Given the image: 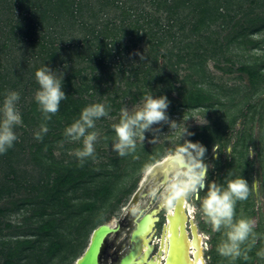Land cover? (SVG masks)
<instances>
[{
	"label": "rangeland",
	"instance_id": "374dc122",
	"mask_svg": "<svg viewBox=\"0 0 264 264\" xmlns=\"http://www.w3.org/2000/svg\"><path fill=\"white\" fill-rule=\"evenodd\" d=\"M251 1L253 0H231V3L227 4L222 0L221 5L227 6L228 10L223 17L211 23L206 36L211 35L213 40L219 39L223 43L233 39L242 26L250 25L246 23L250 12L264 11V0H256L257 4H252ZM2 5L0 1V6ZM149 8L152 10V7ZM187 13L189 9L184 12L185 15ZM115 14L111 10L107 17ZM8 16L6 10L0 9V19L6 20ZM102 16L103 13L100 14V17ZM188 18L184 33L188 35V40H195L199 36H192L189 31L195 17L192 18L190 14ZM81 36L82 32L78 30L76 38L80 39ZM62 38L64 37L57 41ZM252 38L253 44L247 43L246 40L240 45L235 43L236 46L229 52H225L223 56L218 55L216 59H208L205 63L209 78L203 87L210 89L216 97H220L222 104L216 102L210 107H180L172 110L168 115L176 121L175 128L163 122L161 125H154L157 128L151 133H146L145 140L138 139L135 150L125 156H119L112 150L111 144L115 134L111 125L118 122L122 108L132 110L138 107L144 96H139L135 102L132 101L135 88L123 94L125 80L122 76L111 75L117 71L113 67L103 71L106 74L104 79H108L110 86H120L116 101L122 103V107L116 110V106H109L107 108L109 113L117 111L115 115L109 114L100 118L96 121L95 128L89 130L98 134L92 156L84 158L81 162L75 152L83 147L82 141H71L69 138L55 141L51 148L46 143L39 148L42 139L37 140L32 129L16 127V142L13 147L0 154V264H74L88 246L93 230L97 226L104 223L114 225L116 220L125 217L127 223L131 218L128 214L130 209L135 214L140 210V206L148 204V201L149 207H153L165 192L164 208L157 215L158 237L165 222V213L175 200L172 185L176 183V178L168 183L171 185L168 191H165L168 184L160 186L155 191V182L147 177V171L166 155H175L183 146L185 139L198 141L207 147L204 159L209 165L210 180L223 183L225 178L242 175L248 181V197L236 202L234 218L252 219L255 222V233L259 237H264V88H261L260 94L252 95L248 75L241 70L245 64L257 63L264 66V30ZM199 39L204 41L203 37ZM3 42L0 27V45ZM22 50H25V55L30 54L27 49H21L20 45L11 50L3 48V51H0L1 65L10 68V65L15 63L14 66H18L21 57L24 56ZM147 52L146 48L145 54ZM15 56L18 60L14 58V62H11ZM134 56L136 54L133 52L129 58L132 59ZM153 58L166 63V59L159 56V53L153 54ZM146 61L145 56L143 62ZM129 62L124 63L127 68ZM181 67L177 78L174 76L171 78L174 88L181 85L177 79L192 73V70L185 68V63L181 64ZM161 70L165 73L171 72L170 68ZM86 71L91 72L89 67ZM192 78L198 77L194 75ZM185 85L188 86L186 83ZM105 86L98 91L93 90L96 91L93 99L100 100V104L106 107L107 98L113 97V90L104 92ZM162 86L163 83H159L153 89L147 90L146 94L159 95ZM93 91L87 92L85 98H90L89 93ZM178 92L175 89L171 95L177 97ZM163 93L165 94V90ZM26 100L30 101L29 98ZM252 103H256L254 110L263 112L262 117L259 116L260 113L253 116L251 114L253 111L247 112V106ZM241 112L247 115L242 116ZM234 117L236 121L230 123ZM186 127L194 135L183 138L182 133ZM51 137L49 140H53L54 137ZM215 147L219 148L218 159H214ZM229 147L231 152L226 156L224 153ZM60 161L70 162L68 168H82L85 174L82 183L76 188L71 187L66 196H62L58 201L51 198V194L59 182L55 172L57 171L59 175L66 174L65 167L59 163ZM184 170H180L179 173ZM205 191L206 189L200 191L201 198L206 194ZM135 193H138L137 201L131 204ZM142 194L147 195L143 197ZM65 199L67 203H64ZM186 200L188 206L192 208L193 220L204 236V264H264V258L257 256V252L264 248V239H258L247 252V260L243 255L234 262L221 256L217 252V246L222 238V232H213L211 225L202 219L198 210L199 200L194 196H188ZM128 228L129 225L125 224L116 238L115 235L109 236L107 245L109 253L116 247L111 245L112 241L119 243L125 238ZM111 262L109 255L103 257L102 264Z\"/></svg>",
	"mask_w": 264,
	"mask_h": 264
},
{
	"label": "trees",
	"instance_id": "16d2710c",
	"mask_svg": "<svg viewBox=\"0 0 264 264\" xmlns=\"http://www.w3.org/2000/svg\"><path fill=\"white\" fill-rule=\"evenodd\" d=\"M0 1L3 4L0 9L9 14L6 20L0 19L4 37L0 51H3V48H18L20 45L21 49L30 52L25 55V50H22L24 56L18 66L10 63L8 68L0 62V103L7 91L20 93L17 108L23 119L21 127L32 129L34 132L39 131L41 125L48 128V131L42 134V144H39V148L45 143L51 148L55 141L66 139L65 127L78 119L86 106L100 103V100L93 99L96 92L94 89L98 91L106 85L104 92L114 91L113 97L107 98L106 108L116 106L118 110L122 107V103L116 101L120 86H110L108 79H104L106 74L103 71L112 67L117 71L111 75L122 76L125 80L123 94L135 88L131 98L134 102L139 96H144L150 88L163 83L161 91L165 90L170 100L168 113L180 107H210L216 102L222 104L220 97L203 87L209 78L206 73V61L216 59L218 55L223 56L233 46L243 44L245 40L253 44V35L264 30V11H252L247 16L248 20L246 19V23L250 25L242 26L239 33L226 43L219 39L213 40L211 35L206 36L211 23L223 17L228 10L227 6L221 5L222 0ZM230 1L225 0L227 4L231 3ZM251 3L258 2L253 0ZM149 7H152V10ZM186 9H189L187 15L184 14ZM111 10L116 14L107 17ZM190 14L192 18L195 17L191 23L192 27L189 28L190 33L195 37H203L204 41L199 38L188 40V35H185L184 30ZM78 30L82 32L80 39H76ZM37 32L39 35H36ZM61 37L64 38L57 41ZM133 52L139 55L130 59L129 56ZM156 53L166 59V63L154 59L153 54ZM145 56L147 61L143 62ZM16 57L9 60L14 62ZM126 62H129V68L124 64ZM44 63L54 69H65L63 90L67 95L61 102L59 111L52 114L48 120H45L34 100L35 92L39 88L35 72ZM184 63L185 68L192 70V73L177 79L181 85L174 88L171 78H177L181 64ZM88 67L91 72L87 73ZM163 68H170L171 72H162ZM97 70L102 72L98 73ZM241 70L248 75L252 95L260 94L261 88H264V66L257 63L245 64ZM194 75L198 78L193 79ZM175 89L179 91L177 97L171 95ZM90 90L93 91L89 93L90 98H85V94ZM27 98L30 99L29 102ZM255 106L256 103L248 105L247 112L251 110L253 116L260 113L259 116L262 117L263 112L254 110ZM116 112L109 114L115 115ZM241 115L247 114L241 112ZM235 121L234 117L230 123ZM51 136L54 137L53 140H49ZM59 163L64 165L66 174L59 175L55 172L59 182L57 181L51 198L58 201L62 196H66L71 187L76 188L82 183L85 174L82 168H68L70 162ZM64 203H67L66 199Z\"/></svg>",
	"mask_w": 264,
	"mask_h": 264
},
{
	"label": "clouds",
	"instance_id": "9594fccd",
	"mask_svg": "<svg viewBox=\"0 0 264 264\" xmlns=\"http://www.w3.org/2000/svg\"><path fill=\"white\" fill-rule=\"evenodd\" d=\"M64 76V68L54 69L46 63L35 72L39 88L35 92L34 100L45 120L51 119V115L59 111L61 102L67 98L63 90ZM19 100V92L7 91L0 103V154L13 147L17 140L15 128L23 124L22 116L17 108ZM169 105L168 96L161 92L159 95L145 94L142 103L132 110L122 108L118 122L111 125L115 134L111 144L112 150L119 156H125L135 150L138 139L145 140V134L157 128L154 125H161L163 122L175 128L176 121L168 115ZM108 115L109 110L105 105L92 104L82 109L79 118L65 129V136L69 140L82 141L83 147L75 152L81 162L94 153V143L98 134L96 131L89 130L95 128L97 120ZM47 131V126L41 125L34 136L40 140L42 134ZM192 135L194 133L187 127L182 133L183 138ZM207 151V147L198 141L184 140L183 146L174 157L185 170L176 176V183L172 185L173 198L194 196L199 200L198 210L202 219L211 225L213 232H222L217 252L232 262L242 255L247 260V252L258 239H264L255 233V222L252 219L234 218L236 202L248 197V181L242 175L225 178L223 183L210 180L209 165L204 159ZM215 152L214 159H218L220 153L218 147H215ZM228 152H231L230 147L224 154L227 156ZM205 189L206 194L201 198L200 191ZM245 245L246 247H242ZM257 256L264 258V248L257 252Z\"/></svg>",
	"mask_w": 264,
	"mask_h": 264
},
{
	"label": "bare ground",
	"instance_id": "6f19581e",
	"mask_svg": "<svg viewBox=\"0 0 264 264\" xmlns=\"http://www.w3.org/2000/svg\"><path fill=\"white\" fill-rule=\"evenodd\" d=\"M174 157V155H166L162 160L154 163L148 169L147 177L155 182V191H157L160 186L168 184L171 179L176 178L179 171L184 169ZM164 175H167L169 178L167 182L162 181ZM170 188L171 185L168 184L165 191H168ZM154 192L151 195H153ZM164 194H162L155 206L148 209L153 216L148 222L150 225L144 230V232H148H140L134 238H131L130 235L128 236L127 251L132 250L133 253L128 264H164L166 257V264H185L186 262L182 257V241L178 238L177 232L171 233L172 230L178 231L181 225L182 227L185 225V233L189 237V240H191L192 237L194 239L192 242L188 243V245L191 246L189 249L190 257L192 258L190 264H204V236L193 220V211L192 208L188 206L186 197H175L171 208L165 213V222L163 223L165 225V230L163 236L161 237V233L158 237L155 236V227L159 220L157 215L165 205ZM176 200L178 201V205L176 204ZM143 211L144 209H140L135 214L133 225H137L140 217L143 215ZM182 216H184L183 221L181 220ZM169 244L171 248L168 253L167 249Z\"/></svg>",
	"mask_w": 264,
	"mask_h": 264
},
{
	"label": "water",
	"instance_id": "95a60500",
	"mask_svg": "<svg viewBox=\"0 0 264 264\" xmlns=\"http://www.w3.org/2000/svg\"><path fill=\"white\" fill-rule=\"evenodd\" d=\"M175 156V155H174ZM169 180L167 175H164L162 178L163 182H167ZM147 194H142L143 197H145ZM137 196L138 193H135L131 199V204L136 203L137 201ZM178 199V198H177ZM178 201L176 200V204ZM157 203V202H156ZM149 204V201H148ZM156 205V204H155ZM154 205V206H155ZM145 206V207H144ZM149 205H141L140 209H144L143 215L140 217L139 222L137 225H133V218L135 214H133L132 209L129 210L128 214L130 215V219H128L129 222L125 223L127 221V217L124 219H118L116 220V223L114 225H110L107 223L100 224L97 226L94 230L93 233L90 237V241L84 252L82 253L81 256H79L74 264H102V259H103V253L106 249V245L109 240L110 235H115L114 238H116L122 231L121 227L126 225H129L130 228L126 231L125 238L119 241L115 257L112 260L111 264H128L132 258V250L127 251L128 248V236L130 235L131 238H134L138 233L144 232L147 226L150 224L148 223L150 219L153 218L151 213L148 211ZM182 216V221H183ZM159 219V218H158ZM167 219V218H166ZM190 221V218H189ZM135 226V227H134ZM165 230V225L163 224L162 230H161V237L164 234ZM148 231H145L144 233H147ZM174 232H177L178 238L182 241V257L184 261L186 262L185 264H190L191 257L189 253V249L191 246L188 245L189 242H192L194 239L192 237L191 240H189V237L185 233V225L178 229V231L172 230L171 233L173 234ZM171 245L169 244L168 246V253L170 251ZM193 256V255H192ZM167 259V257H166ZM165 259L164 264H166L167 260Z\"/></svg>",
	"mask_w": 264,
	"mask_h": 264
},
{
	"label": "flooded vegetation",
	"instance_id": "af4514ba",
	"mask_svg": "<svg viewBox=\"0 0 264 264\" xmlns=\"http://www.w3.org/2000/svg\"><path fill=\"white\" fill-rule=\"evenodd\" d=\"M156 204V203H155ZM154 204V205H155ZM158 217V216H157ZM155 230H156V227H155ZM157 231V230H156ZM156 236V235H155ZM157 237V236H156ZM118 244L119 243H115V241H112V243H111V245H116V247H115V249H114V251H112L111 253H109V251H108V249H107V245H108V243H107V245H106V249H105V251H104V253H103V257L105 256H110L111 257V259L113 260V258L115 257V254H116V250H117V247H118ZM156 248H157V245H156ZM102 261H103V259H102ZM112 263V262H111Z\"/></svg>",
	"mask_w": 264,
	"mask_h": 264
}]
</instances>
